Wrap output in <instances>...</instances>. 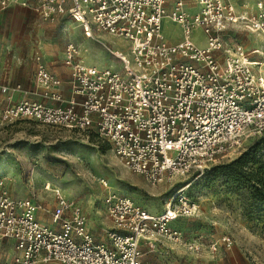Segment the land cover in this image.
I'll use <instances>...</instances> for the list:
<instances>
[{
    "label": "built area",
    "instance_id": "obj_1",
    "mask_svg": "<svg viewBox=\"0 0 264 264\" xmlns=\"http://www.w3.org/2000/svg\"><path fill=\"white\" fill-rule=\"evenodd\" d=\"M12 4L45 21H74L84 38L122 67L86 64L80 45L69 41L63 61L70 76L62 80L37 53V97L20 84H0L1 122L94 135L152 184L204 172L238 152L244 138L264 133L263 0L251 6L241 0H0V10ZM167 17L182 29L175 41L164 35ZM197 29L205 45L196 41ZM101 31L126 39L128 54L98 37ZM249 33L262 38L261 48L248 47ZM103 184L104 211L113 222L110 242L95 240L87 213L60 190L55 205L45 208L32 195H16L0 178V239L14 246L8 264H152L142 242L159 240L199 249L172 225L196 210L182 190L153 213ZM44 208L52 224L39 219ZM225 241L232 244L230 237Z\"/></svg>",
    "mask_w": 264,
    "mask_h": 264
},
{
    "label": "rangeland",
    "instance_id": "obj_2",
    "mask_svg": "<svg viewBox=\"0 0 264 264\" xmlns=\"http://www.w3.org/2000/svg\"><path fill=\"white\" fill-rule=\"evenodd\" d=\"M256 1L241 0L250 6ZM9 9L0 10V76L33 87L34 53L43 50L51 61L55 50L48 53L44 45L57 50L56 46L69 41L80 45L84 63L121 69L122 64L105 48L84 38L74 21L49 22L25 8L10 14ZM163 32L170 41L182 36L181 27L168 17ZM10 35L16 41L12 42ZM97 35L128 54L126 39L106 31ZM194 35L200 45L206 44L202 30L197 29ZM247 42L249 48L263 45L255 33L247 35ZM254 158L261 164L253 162ZM263 177L264 133L244 138L238 152L226 155L204 172L192 171L152 184L126 167L110 145L94 135L31 121L7 124L0 120V178L16 195H32L45 208L55 205V190L77 201L87 213L96 241L110 242L107 231L113 227L104 211L103 198L108 191L104 180L111 190L130 196L153 213L162 212L179 190L195 202V212L179 216L172 225L199 249L169 240L142 242L143 255L152 264H264V183H259ZM45 208L41 214H46ZM45 221L49 222L48 218ZM227 237L232 244L225 241ZM13 254L12 242L0 239V264H8Z\"/></svg>",
    "mask_w": 264,
    "mask_h": 264
},
{
    "label": "crops",
    "instance_id": "obj_3",
    "mask_svg": "<svg viewBox=\"0 0 264 264\" xmlns=\"http://www.w3.org/2000/svg\"><path fill=\"white\" fill-rule=\"evenodd\" d=\"M18 6L22 7V8H17ZM11 9L8 10L7 13L10 14V12L13 10L14 12H16L17 9H19L20 11L23 10V8L28 9L32 12H34L35 14H37L34 10L28 8V7H25V6H21L19 4H12L11 6ZM24 10V11H25ZM26 12V11H25ZM2 13L0 14V18L2 17ZM37 16L40 17V15L37 14ZM12 42L16 41V37L14 35H10V38ZM57 47V50L55 49L54 46H52L51 44H45L44 45V49L47 50L48 53H51L50 49L53 51L55 50V57L53 58V60H49L47 58V56L43 53V50H40L41 51H36L34 53V61H35V69H36V59H35V55L37 53H41L44 57V60L48 66V68H50L57 76H59L62 80H67V78H69L70 76V69L68 66L65 65L63 59H64V56H65V45L64 46H56ZM34 75H35V71H34ZM0 84H9V85H16V84H20L24 90H27L29 92H31V95L34 96V97H37L35 94H34V91L36 89V84H35V81H34V85L33 87H27L25 85H23L21 82H17V81H11L10 79H8L5 76H0ZM66 88V87H65ZM38 217L39 219L46 223V224H52V221H51V217L49 214H38ZM46 218H48L49 222H46Z\"/></svg>",
    "mask_w": 264,
    "mask_h": 264
},
{
    "label": "trees",
    "instance_id": "obj_4",
    "mask_svg": "<svg viewBox=\"0 0 264 264\" xmlns=\"http://www.w3.org/2000/svg\"><path fill=\"white\" fill-rule=\"evenodd\" d=\"M256 155V154H255ZM249 161H251V160H249ZM253 162H255V163H260L261 164V162H260V159H256V158H254V161ZM263 166V165H262ZM261 166V167H262ZM259 183L261 184V183H264V177L262 178V179H260L259 180ZM257 190L259 191L260 190V188L259 187H257Z\"/></svg>",
    "mask_w": 264,
    "mask_h": 264
}]
</instances>
